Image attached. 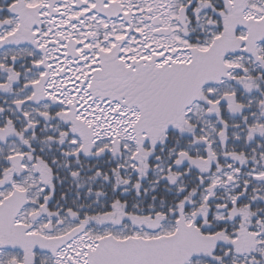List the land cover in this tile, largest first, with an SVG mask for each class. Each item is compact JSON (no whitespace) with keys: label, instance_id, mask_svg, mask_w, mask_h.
Wrapping results in <instances>:
<instances>
[{"label":"snow or ice","instance_id":"obj_1","mask_svg":"<svg viewBox=\"0 0 264 264\" xmlns=\"http://www.w3.org/2000/svg\"><path fill=\"white\" fill-rule=\"evenodd\" d=\"M0 264H264V0H0Z\"/></svg>","mask_w":264,"mask_h":264}]
</instances>
